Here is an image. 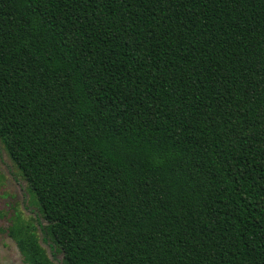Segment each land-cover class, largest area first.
Wrapping results in <instances>:
<instances>
[{
	"label": "trees",
	"instance_id": "16d2710c",
	"mask_svg": "<svg viewBox=\"0 0 264 264\" xmlns=\"http://www.w3.org/2000/svg\"><path fill=\"white\" fill-rule=\"evenodd\" d=\"M0 140L62 264H264V0H0Z\"/></svg>",
	"mask_w": 264,
	"mask_h": 264
},
{
	"label": "rangeland",
	"instance_id": "374dc122",
	"mask_svg": "<svg viewBox=\"0 0 264 264\" xmlns=\"http://www.w3.org/2000/svg\"><path fill=\"white\" fill-rule=\"evenodd\" d=\"M14 215L33 223L39 243L47 255L54 264H62V254L53 253L48 244L50 237L47 221L42 217L38 204L28 189V183L0 140V264H26L6 230ZM44 236L48 241L43 239Z\"/></svg>",
	"mask_w": 264,
	"mask_h": 264
}]
</instances>
